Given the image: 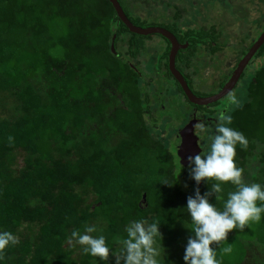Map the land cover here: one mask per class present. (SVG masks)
I'll use <instances>...</instances> for the list:
<instances>
[{
	"label": "trees",
	"instance_id": "16d2710c",
	"mask_svg": "<svg viewBox=\"0 0 264 264\" xmlns=\"http://www.w3.org/2000/svg\"><path fill=\"white\" fill-rule=\"evenodd\" d=\"M117 1L141 26L135 3ZM142 38L107 0H0V107L8 110L0 115V230L19 241L0 264H106L82 251L74 259L65 248L71 230L93 223L116 248L124 225L139 218L159 222L160 243L178 253L190 224L186 197L213 181L196 185L181 166L174 184L162 183L180 164L175 147L167 150L143 123L135 62ZM257 55L264 62V42ZM230 115L248 141L234 158L242 179L264 184V63ZM209 202L219 207L214 196ZM253 241L264 245V214L213 246L220 264H241ZM228 244L232 252L221 253Z\"/></svg>",
	"mask_w": 264,
	"mask_h": 264
},
{
	"label": "clouds",
	"instance_id": "9594fccd",
	"mask_svg": "<svg viewBox=\"0 0 264 264\" xmlns=\"http://www.w3.org/2000/svg\"><path fill=\"white\" fill-rule=\"evenodd\" d=\"M240 104L235 92L229 91L224 110L216 114L214 129L204 122L196 124L202 138L207 141V148L203 153L185 158L187 173L196 185L202 180L206 185L210 179L213 182L203 194L194 187L192 195L186 197L184 210L189 215L187 228L191 234L183 249L184 264H220L213 245L225 241L233 229L239 230L250 221H259L264 214V184L244 182L243 169L234 159L237 145L245 148L248 144L242 132L229 126L232 116L228 106L239 107ZM8 139L11 141L12 138L9 136ZM180 171L181 164L174 180L165 178L162 183L174 184ZM224 182H229L233 189L225 192ZM210 196H214L219 207L217 203L209 202ZM158 224L155 221L147 223L144 218L129 220L123 227L125 235L116 237V248L109 246L106 236L95 224L84 223L81 228L72 229L67 239L70 244L74 241L80 245L82 253L99 258L106 264L110 253L113 264H161L164 250ZM18 243L12 232L0 230V261L4 259L5 250ZM220 252L231 253V244L222 247Z\"/></svg>",
	"mask_w": 264,
	"mask_h": 264
},
{
	"label": "flooded vegetation",
	"instance_id": "af4514ba",
	"mask_svg": "<svg viewBox=\"0 0 264 264\" xmlns=\"http://www.w3.org/2000/svg\"><path fill=\"white\" fill-rule=\"evenodd\" d=\"M149 1L150 0H142V2L145 4H149ZM131 2L135 3V0H131ZM159 2L161 3L162 7L165 8V13L162 9L159 11L158 22H156V20H152L148 18H140L135 14L139 18L142 24H150L145 27L144 26H138V27L162 28L168 31L174 37L178 45V48L174 55V61H173L174 68L180 73L183 80L187 84L189 90L195 96H196L195 92L197 91L194 88L195 83L193 82V76L195 74H193V72H197L198 70L211 67L212 64H215V66H217L218 64H220L218 57L219 54L223 55L225 51L230 50L232 52H235L237 55L236 58L234 59L233 65L226 68V70L229 71V74L226 75L225 77L224 76L220 77L218 81H214L213 83L218 85V89L216 90V92L212 94L217 93L218 91H220L223 85L228 81L232 72L237 67L239 61L246 54L249 48L254 44V42L260 37L262 31L264 30V10H263V15H261V6H260V2H262V0H248V2L243 0H153L152 3L156 4ZM215 8H217V10H215ZM229 9H231L234 12H238L239 14L236 16V18L238 20H242L243 22H247L248 28L250 29L243 31L241 34L238 33V36H236L227 32L225 30V25L220 24L219 28L216 25H214L216 18L227 17L226 14L228 13ZM167 10H169V13H166ZM255 11L256 12L259 11V15H257L256 18L250 19L249 18L250 14L255 13ZM199 19L201 21L200 23H199ZM202 19H205L207 21H204ZM153 34L157 35L158 37L156 38L154 36H151ZM231 38H232V42H230ZM154 39L155 42L152 41ZM143 40L144 42L142 44L143 47L142 55L138 57L135 60V62L138 61L140 58L141 60H143L145 58V54H144L145 49L148 48V45H152L153 51L150 53L149 59L153 57L155 58L154 60L155 67L153 71V75L155 77L153 78H156L157 80L160 81H165L166 79L171 78L175 83H177L170 74L168 67V55L171 46L170 42L165 37L157 33H149L143 36ZM263 42L264 39L262 43ZM260 46L255 50L250 60L244 66L243 70L248 65L255 66L256 62L260 60L259 56L257 55ZM165 52L166 55H164ZM256 65L259 66L260 64L257 63ZM135 70H137V68ZM168 73L170 76L168 75ZM138 76L140 77L141 74H139ZM147 78H148V82L150 81V79H153L150 77ZM143 83H145L144 80ZM192 89L195 92H193ZM198 94L202 95V97L212 95V94L203 95L201 93ZM182 96L185 101L183 100L178 101V106H180L178 107V109L181 108L182 113L185 114V118L183 121L184 123L182 122L178 127L175 128L176 130L175 136L176 133L192 118L196 119V124L200 121L201 122L203 121L205 124H210L212 122L211 119H209V115L203 116V113L197 107L198 105L190 103L183 94V92H182ZM140 103H142L143 106L144 104L146 105L147 107L146 113H147L149 110L148 102L146 104V101H144V99H141ZM160 108L162 107L160 106L154 110L157 112V110ZM204 109L207 110L206 107ZM144 114L145 113H142V119L144 118L143 117ZM196 124L194 127V133H196L195 132Z\"/></svg>",
	"mask_w": 264,
	"mask_h": 264
},
{
	"label": "rangeland",
	"instance_id": "374dc122",
	"mask_svg": "<svg viewBox=\"0 0 264 264\" xmlns=\"http://www.w3.org/2000/svg\"><path fill=\"white\" fill-rule=\"evenodd\" d=\"M150 1L153 2V0H150ZM150 1H149V4H145L142 2V0H135V8H136L135 14L139 16L140 18H148V19L156 20V22H158L159 11L162 9L165 13V8L162 7L160 2L154 4ZM243 1L248 2V0H243ZM260 6H261V15H263L264 0L260 2ZM215 10H217V8H215ZM257 12L255 11V13L253 14L251 13L249 18L250 19L256 18V16L259 15V11ZM166 13H169V10H167ZM238 14H239L238 12H234L231 9H229L228 13L226 14L227 17L226 18L224 17L216 18L214 25H216L219 28L220 24H223L225 25V30L227 32L238 36V33L241 34L243 31L250 29L248 28L247 22H243L242 20H238L236 18ZM202 20L207 21L205 19H202ZM200 22L201 21L199 19V23ZM140 25L143 26L144 24L140 23ZM151 36H154L156 38L158 37L155 34ZM152 41L155 42V39ZM140 42L143 44L144 42L143 38L140 39ZM230 42H232V38L230 39ZM117 50H120V46L117 47ZM152 51H153L152 45H148V48L145 49L144 51L145 58L143 60H141L140 58L137 61L139 64L138 70H139V73L141 74V76L139 77V82L141 80L140 82L141 90L143 89L146 92V96H144L143 99L144 101H146V104L148 102V109H149L148 112L146 113L147 107L144 104L142 108L143 111H145L143 112L145 113L143 116L144 117L143 123L145 124V127L147 128V133H149V136L155 140H158L159 142H161V144H163V146L167 150H170L173 146L176 148L178 144V140L175 136V132H176L175 128L178 125H180L184 121V118H185V114L182 113L181 108L178 109V107H180L178 106V101L179 100L185 101V100L182 94L180 93L178 86L171 78H168L165 81H160V80H157L156 78H153L155 77L153 75V71L155 67L154 66L155 58L153 57L149 59L150 57L149 55ZM224 53L223 55L219 54L218 57H219L220 64H218L217 66H215V64H212L211 67L198 70L197 72H193V74H195L193 76V82L195 83L194 88L197 92H195L193 89L192 90L193 92L196 93V96L202 97V95H199L198 93H201L203 95H208V94H212L216 92V90L218 89V85L213 84L214 81H218L220 77L222 76L225 77L226 75L229 74V71H227L226 68L233 65L234 59L236 58L237 54L230 50L225 51ZM257 63L261 65L264 62L263 60H258L256 64ZM256 64L255 66L248 65L244 70H242V74H241L242 76H240L235 86L231 90L232 92H235V94L237 95L238 99L241 102L245 99V86L247 82L249 81L253 71L256 69V67H258ZM147 77H150L153 79H150V81L148 82ZM142 79L145 81V83H143ZM142 87H144L145 89ZM226 96L227 95L207 105H201L202 107H200L202 110L201 112L203 113V116L209 115V119H211L212 122L208 126L212 127L213 129L216 123L217 112L219 110H224ZM7 102L9 103V101ZM160 106L162 108L158 109L156 112L154 109ZM205 107L207 108V110L204 109ZM228 108L231 111L234 107L229 105ZM7 112H8L7 109L0 107V115H5ZM195 132L198 138V145L202 147L205 139L202 138L197 127L195 129ZM21 155L22 154L20 153L17 154V160H16L17 166L21 165ZM242 180L244 182H247V178H243ZM188 226L185 227L186 229L183 232V236H181L180 243L182 244V246L181 248H179L178 253H175V252L173 253V251H171V248H168V247L164 249L163 244L161 242V247L164 250L163 256L161 258V264H184L182 260L183 249L186 244L187 237L191 234L190 230L187 228ZM246 244H247V247L246 248L243 247L242 252L246 250V255L248 254V260H245L243 258V261L245 260L244 263L261 264V261H263L262 264H264V245L257 241L248 242ZM69 247H71L73 250V258L77 259L81 253V246L75 244L74 241L70 244L67 240V242L65 243V248H69ZM174 251H176V249H174ZM107 264H111V261L109 259L107 261Z\"/></svg>",
	"mask_w": 264,
	"mask_h": 264
},
{
	"label": "water",
	"instance_id": "95a60500",
	"mask_svg": "<svg viewBox=\"0 0 264 264\" xmlns=\"http://www.w3.org/2000/svg\"><path fill=\"white\" fill-rule=\"evenodd\" d=\"M107 1L111 4L118 20H120V22L127 28V30L130 33H133L136 35H142V36H145L149 33H157L165 37L170 42L171 46H170L169 55H168L169 72L172 75L173 79L179 84L187 100L190 103L198 105V106L207 105L209 103L215 102L219 100L220 98L224 97L225 95H227V93L233 89V87L235 86L237 80L239 79L242 73L244 66L250 60L255 50L260 46V44L262 43L264 39V30H263L260 37L254 42V44L249 48L246 54L239 61V63L237 64V67L232 72L230 78L223 85L220 91L210 96L197 97L189 90L187 84L183 80L180 73L174 68V65H173L174 55L178 48V45L174 37L168 31L162 28H158V27L141 28V27L133 25L124 15L117 0H107ZM111 50H112V45H111ZM195 124H196V119L192 118L176 133V138H178L179 141L175 148V153L178 158L179 164H181V166H184V167L187 166V160L185 159L187 156L194 155L196 153L201 152V148L198 145L197 136L194 133Z\"/></svg>",
	"mask_w": 264,
	"mask_h": 264
},
{
	"label": "crops",
	"instance_id": "0c3cea01",
	"mask_svg": "<svg viewBox=\"0 0 264 264\" xmlns=\"http://www.w3.org/2000/svg\"><path fill=\"white\" fill-rule=\"evenodd\" d=\"M244 259H245V260H248V254H247V255L245 254V257H244ZM245 260H244V261H242V263H241V264H246V263H244V262H245Z\"/></svg>",
	"mask_w": 264,
	"mask_h": 264
}]
</instances>
